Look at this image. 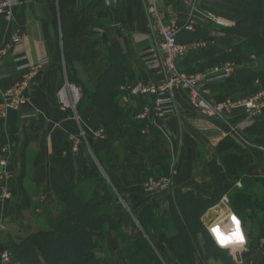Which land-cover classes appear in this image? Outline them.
<instances>
[{
  "label": "crops",
  "instance_id": "crops-1",
  "mask_svg": "<svg viewBox=\"0 0 264 264\" xmlns=\"http://www.w3.org/2000/svg\"><path fill=\"white\" fill-rule=\"evenodd\" d=\"M83 1H88L84 7H81L79 0L74 6L82 13L87 11L91 0ZM17 2L13 12V26L21 28L23 37L1 68L0 89L15 84L22 73L37 62L48 60L49 63L36 79L28 108L10 112L5 119H0V147L11 149L12 156L7 160V167L16 174L14 184L9 183L8 179L1 182V187L9 189L14 204L10 208L0 206V224L3 225L5 219L10 218L11 221H5L12 223L15 219L22 218L20 204L23 202L22 199L25 201L28 197L25 189L32 185L39 189L37 197H34L36 204L33 213L45 216L52 214L49 213L50 210L56 207L58 213H54L53 217L56 215L57 218H65L68 211L63 196L58 192L53 171H57L65 178L72 176L76 181L87 169L99 174L90 188L91 194L100 191L104 185L109 186L115 198V205L111 207L112 216L119 227L130 230L145 207H149L156 217L167 218L175 191L190 192L196 199L209 200L214 191L210 166L215 163L222 168L226 181L231 182L233 186L213 207L202 214L200 222L210 236L205 226L226 220L235 213L229 195L235 190L244 189L250 200V208L240 215L235 214L241 220L247 239L246 245L231 250L221 249L216 243L215 245L227 254L230 264H264V181L258 180L264 174V165L255 161L264 155L253 148L258 144L244 138L241 133L253 122L249 121L245 111L237 109L222 121L205 122L189 104L185 93L173 90L171 97L176 110L174 116L153 117L139 122L142 125L140 135L146 137L148 153H141L136 149L137 154L132 157L130 164L128 160L119 159L120 161L114 163L112 168L107 167L105 170L106 151L114 148L118 155H124L126 150L117 147L116 140L105 134L102 119L86 104V100L78 105L75 114L72 111L60 110L57 104L56 92L63 80L65 67L62 53L57 48V38L59 35L61 37L58 0ZM148 3L149 0H101L102 7L106 10L107 25L104 34L109 44L117 43L124 54L125 82L119 87V92L124 91L127 94L128 97L122 99L125 102L124 106L136 109V114H139L145 105L150 106L154 98L133 95L129 89L137 85L153 86L164 82L162 69L159 66L150 68L147 65L159 59L158 42L149 27L146 14ZM212 5L223 7V2L201 0L190 16L185 0H157V8L163 21L166 24H175L180 29L177 39L179 43L189 48V52L179 60L180 68L186 72L195 66L196 61L185 59L193 54H200L202 50L211 46L215 39L221 37L219 29L229 27H223L221 23L215 22L218 19L221 21L223 16L220 14L221 10H217L216 14L209 11ZM226 20L230 26L234 24L233 17ZM187 24L192 25L190 31L181 29ZM11 27L5 26L0 20V41L9 39ZM93 32L99 40L102 31L93 29ZM99 45L103 51L100 42ZM79 55L81 59L74 65L77 75L89 67L90 70L85 73L88 82H80L87 88H92L105 61L103 65L100 62L99 65L85 63L84 57L87 55L84 54L82 46ZM253 65V58H237L233 64L234 71L228 79L216 80L200 87V90L212 100L213 93L210 91V95L208 88L215 84L219 87L224 84L228 89L236 88L234 79L237 71L241 67ZM214 67L217 68L218 65ZM214 67L201 73H210ZM227 88L224 89L226 94ZM238 95L234 97L226 95L223 101L246 98ZM209 124L222 127L225 130V137L222 140L204 138L199 130ZM225 153L239 158L249 155L256 162L247 168L248 172L259 173L247 176L251 180L249 185L245 186L242 177L237 180L227 172L223 163ZM28 156L30 160L27 163ZM67 161L71 166L67 167L61 163ZM24 167L30 169L27 177L22 175ZM166 175H169L167 179L171 181L170 188L153 193L145 191L149 179L158 181L166 179ZM27 230L32 229L27 227ZM150 230L155 243L152 264H180L175 257L172 243L165 234L158 229ZM173 233L174 231H171V234ZM200 237L201 235L198 236L199 247L194 255V263L225 264L221 257L218 259L205 257L204 243ZM92 239L99 252L101 264H129L123 254V246L114 232L106 230L102 233H93Z\"/></svg>",
  "mask_w": 264,
  "mask_h": 264
},
{
  "label": "trees",
  "instance_id": "trees-1",
  "mask_svg": "<svg viewBox=\"0 0 264 264\" xmlns=\"http://www.w3.org/2000/svg\"><path fill=\"white\" fill-rule=\"evenodd\" d=\"M234 1L236 2L232 10L234 24L219 29L221 37L215 39L212 45L202 50L200 54H193L185 59L196 61L195 66L187 73H201L239 57L257 55L258 60L255 64L241 67L234 79L238 89L236 93L250 96L257 90L255 81L264 75V0ZM79 2L82 4L81 7H84L88 1ZM76 3L77 0H58L61 38H57V48L63 56L67 82L79 86L82 96L78 105L83 100L88 101V105L102 119L105 134L116 140L117 147L126 150L124 155H118L114 148L106 151L105 170L107 167L112 168L114 163L120 161L119 159L128 160L130 164L132 157L137 154L136 149L141 153H148L149 147L146 137L140 135L142 125L139 123L140 120H135L138 115L136 109L123 107L119 98H116L119 87L125 82L124 54L117 43H110L107 48L103 47L105 65L95 79L92 90L80 83L74 65L81 59L79 55L82 46L81 41L79 42L81 29L92 24L93 29L106 33L107 23L106 10L102 7L101 0H91L84 13L74 8ZM98 41L91 42V48L99 45ZM177 42L179 43L178 39ZM246 131L256 137L255 144L263 145L264 116L256 119ZM61 163L67 167L71 166L69 161ZM223 163L227 172L234 176L243 174L248 168V163L243 157L239 158L230 153H225ZM210 171L214 191L209 200L196 199L190 192L175 191L167 218H158L149 207H145L137 219L139 226L135 224L132 229L125 230L116 224L112 216L111 207L115 205V198L111 188L104 185L100 191L91 194L93 181L99 177L97 172L85 169L75 181L72 176L65 178L54 170L53 178L59 194L64 198L67 216L58 217L53 223L45 224V227L28 234L16 244L9 243V248L13 250L12 264H101L92 234L106 229L115 233L130 264H152L155 249L148 231L159 221L165 225H173L174 233L167 238L172 243L177 261L180 264H195L194 255L199 247L198 236H205L210 240L200 217L233 186L231 182L226 181L220 166L212 163ZM242 181L245 186L251 183L247 176H243ZM229 199L232 209L238 215L250 208V200L244 189L235 190L229 195ZM210 244L203 245L206 258L223 253L211 240ZM135 248H139V252L134 253ZM222 260L229 264L228 258Z\"/></svg>",
  "mask_w": 264,
  "mask_h": 264
},
{
  "label": "built area",
  "instance_id": "built-area-1",
  "mask_svg": "<svg viewBox=\"0 0 264 264\" xmlns=\"http://www.w3.org/2000/svg\"><path fill=\"white\" fill-rule=\"evenodd\" d=\"M201 0H185L189 10V14L195 11ZM17 0H0V20L2 23L11 27L10 36L7 41H0V71L4 62L9 58L11 52L21 43L23 34L21 28L13 26V12L17 7ZM146 14L148 24L158 42L159 59L148 63V67L153 68L159 66L162 69L164 82L161 85L142 86L137 85L130 90L131 94L139 97H153L152 104L145 105L142 111L136 116V120L147 121L151 118H166L174 116L176 113L175 106L171 97L173 90H181L185 93L187 100L191 106L199 110L200 113L210 119L219 118L222 113L229 114L235 109L242 108L247 113V118L252 121L260 116L264 111V92L249 96L247 99L236 102L226 100L221 103H214L209 97L203 95L200 87H204L216 80L228 79L234 71V66L225 64L220 68H215L212 74L199 73L187 74L178 66L179 60L184 57L189 48L177 42L179 28L175 24H166L163 21L157 8V0H149L146 6ZM217 24L218 20L215 21ZM191 24L183 26L181 29L190 31ZM48 60H42L25 70L20 79L12 86L0 89V119H5L10 112H18L29 104V91L35 85L37 77L40 75ZM67 82L60 88L56 94L58 104L61 110L73 109L79 102L78 89L76 90V98L69 101L67 95ZM207 139L222 140L225 134L215 128H207L202 130ZM255 148L264 155V145H257ZM9 148L0 147V186L1 182L7 180L5 169L7 167V159L9 158ZM171 186L170 179H161L155 181L149 179L145 185V191L153 193L158 190L168 189ZM264 190V182H263ZM6 197H9L6 193ZM3 264L9 263L7 254H1Z\"/></svg>",
  "mask_w": 264,
  "mask_h": 264
},
{
  "label": "rangeland",
  "instance_id": "rangeland-1",
  "mask_svg": "<svg viewBox=\"0 0 264 264\" xmlns=\"http://www.w3.org/2000/svg\"><path fill=\"white\" fill-rule=\"evenodd\" d=\"M214 1H217V0H214ZM220 1L223 2V7H219L220 8L219 9L215 5H212L211 9L210 10L208 9V10L211 11V12H213V13H215V14H216V11L217 10L218 11L221 10V13L220 14H222L223 18L221 19V21H219L220 19H218V22H221V25L223 27L224 26H230L229 25L230 24L229 21L226 20V19H229V18L232 17L231 16L232 15V10H233V7L236 4V2L234 0H220ZM213 4H214V2H213ZM86 10H87V8H86ZM92 27H93L92 24L83 27L81 29V32L82 33L80 34V37H79V38H81L79 40V42L81 41V45L84 48V54L87 55V57H84L85 58L84 60H85V63H87V64L88 63L89 64H98V62H100V64L103 65V63H104V59H103L104 58V55L103 54L104 53L102 51V48H100L101 46L100 45H97L94 48V50H90V48H91V45H90L91 42H93L95 40L98 41L97 35L95 34V32H93V28ZM59 38H61L60 35H59ZM179 44H181V43H179ZM60 47H61V45H60ZM251 58H253L254 64L258 60V56L257 55L249 56L247 59H251ZM236 60H237V58L236 59H233L232 61H227V62H225V63H223L221 65H218V68H220L222 65H225V64L233 65V64L236 63ZM260 60H261V58H259V61ZM214 68L212 70H214ZM89 70H90V68L87 67L83 72L80 71V73H78V78H80V81L88 82V78L85 75V73L88 72ZM212 70H210L211 72L209 74H212V72H213ZM183 72L184 73H187L185 70H183ZM195 74H199V73H195ZM66 82H67V77H66V73H65V67H63V80L61 82V85L59 86V89L62 88ZM254 84H255V86H257V90H256L255 93H257V91L264 92V75L260 79H258L257 81H255ZM67 85H69V87L67 88V95H68L69 101H73L77 97L76 96V93L77 92L74 89H78L79 90V92H78V95L79 96L78 97H79V100H80L82 95H81V91L79 89V86L77 87L75 84H73V83H70L69 84L68 82H67ZM225 88H227V87L224 84L221 87H219L218 85L215 84L214 86L208 88V93H210V91H212V93H213L212 101L214 103H221L226 95H227L226 97H234V96H237L238 95V93H236V91L238 90L237 88H229V89L227 88V94L224 91ZM88 89L89 90H92L91 87H88ZM31 90H32V88L30 89L29 94H31ZM58 90H57V92H58ZM57 92H56V94H57ZM255 93H253V94H255ZM210 95H211V93H210ZM238 96H241V95H238ZM124 97H128L127 94L124 91L119 92L116 95V98H119V100H121V103L120 104L123 107L125 105V102L122 101V99H124ZM248 97L249 96H246V98H244V99H240L241 98L240 97L239 99H237L235 101L236 102H241V101L247 99ZM86 102H87L86 104H89L88 101H86ZM57 104H58V101H57ZM29 105H30V95H29V104H28V106ZM77 105H78V103L75 105V107L73 109H67L66 111H72V113L75 114L76 113V108H78ZM28 106L25 107V108H23L22 110L28 108ZM58 107L61 110V106L59 104H58ZM239 109H242V108H239ZM235 110H237V109H235ZM235 110H233V111H235ZM121 112L122 111H120V113ZM197 112L200 115V119L201 120H204L205 122H210V121H212V122H216L217 121L218 122V121H222V120H224V118L226 116H228V115H230L232 113V112H230L229 114H227V113L224 112V113H222V115L219 118L210 119V118H207V117L203 116L200 113L199 110H197ZM245 113H246V111H245ZM245 115H247V113ZM263 116H264V111L262 112V114L260 116L254 118L252 121L254 122L256 119H260ZM253 122H251L249 124V127L251 126V124ZM126 123L127 122H125V124ZM207 128H209V129L215 128V129L220 130L222 133L225 134V130L222 127H220L219 125L217 126V125H211V124H209V125H207L205 127H201L200 130H199V132L204 136V134L202 133V130L207 129ZM241 133L244 136V138L249 139V140L253 141V143H254V140H255L256 137H252L253 135L250 134V133H247L246 130L242 131ZM204 138H206V137L204 136ZM262 138L264 140V136ZM211 139H214V138H211ZM9 151H10L9 157H11L12 156L11 149ZM31 155H33V153ZM243 158L248 163V168H250L253 165V163H256V162H259L261 165H264V157L263 158L258 157L257 159H255L256 162L249 155H245V156H243ZM7 160H9V158ZM10 160H11V158H10ZM29 160H30V157L28 156L27 163L29 162ZM29 170H30L29 167H24V169L22 170L23 177H27V175L29 173ZM5 172H6V176H7L8 182L9 183L11 182V184H14L13 182H14V180L16 178L15 177L16 174H14L13 171H11L9 169V167H6ZM235 172H237V171H235ZM254 172H255V174H259L256 171H254ZM252 174H254L252 171L251 172H248V170H246L243 174L242 173L241 174H236L238 177L237 176H234V175H233V177H236L235 179L238 180V179H240L243 176H252ZM261 176L262 177L261 178H258V180L263 182L264 181V178H263L264 174L261 175ZM166 178H169V175H166ZM233 179H231V180H233ZM235 179L233 181H235ZM252 179H253V177H252ZM5 181H7V180H5ZM26 187H27V185H26ZM2 188L3 187L0 186V206L3 205V206H8V208H10L14 204V202L12 201V197H11L10 191L6 187H4L3 189ZM7 189H8L9 192L6 191ZM25 190H26V194H27L28 197H27V199L25 201L22 199L23 202L20 204L21 211H22V218L19 217L18 220L15 219L14 222H12L13 224L12 223H9V222L7 223L6 221L8 219L7 220L5 219L6 221L5 220L3 221V225L0 224V264H3L2 261H1V254H4V253L7 254L8 257H9V263H6V264H12V260H11V257L12 256L11 255H12V251L13 250L9 248V246H8L9 243H12V244L15 243L16 244L17 242H19L20 240H22L28 234H30L32 232H35V231H38L42 227H45V224L53 223V221L57 218L56 215L53 217V214L54 213L55 214L58 213V209L56 207H53V209L50 210L49 213H52V214H47L45 216H43V215L42 216H37V214H34L33 213V207L36 204V200H34V197H37L38 190L39 189L37 188V186L32 185L31 187H27ZM6 193H7V195L9 197H6ZM168 215H169V212H168ZM46 218H48V219H46ZM8 221H11L10 218H9ZM23 225L26 226V227H23ZM136 225L139 226L137 222H136ZM27 227H30L32 230H27ZM24 229H26V230H24ZM152 229H153V231H155V229L160 230L161 232H163L165 234L166 237H169L171 235V231H174V228H173V225L172 224L171 225L170 224H166L165 225V223H162L160 221L154 223V227H152ZM106 230H104V231H106ZM95 233H102V232H95ZM148 235H150L151 241L154 243V240L152 239V235H151V230L148 231ZM209 238L213 242V244L215 245V242L213 241V239L210 236H209ZM200 240L203 243H206L208 245H211L210 244V240L208 239V237L206 238L205 236L204 237L201 236L200 237ZM212 249H214L213 246H212ZM139 250H140L139 248H135L133 251H134V253H137V252H139ZM222 252L223 253L215 254V256H216L215 258L218 259V258L222 257V258H224V260L227 259V254L224 251H222ZM97 253H99V252H97ZM123 254H124V249H123ZM128 263H129V261H128Z\"/></svg>",
  "mask_w": 264,
  "mask_h": 264
},
{
  "label": "clouds",
  "instance_id": "clouds-1",
  "mask_svg": "<svg viewBox=\"0 0 264 264\" xmlns=\"http://www.w3.org/2000/svg\"><path fill=\"white\" fill-rule=\"evenodd\" d=\"M205 227L213 241L221 249L240 248L247 243L241 220L235 213L226 220L209 223Z\"/></svg>",
  "mask_w": 264,
  "mask_h": 264
},
{
  "label": "water",
  "instance_id": "water-1",
  "mask_svg": "<svg viewBox=\"0 0 264 264\" xmlns=\"http://www.w3.org/2000/svg\"><path fill=\"white\" fill-rule=\"evenodd\" d=\"M99 40L103 47L107 48L109 46L108 38L104 33L99 36Z\"/></svg>",
  "mask_w": 264,
  "mask_h": 264
}]
</instances>
